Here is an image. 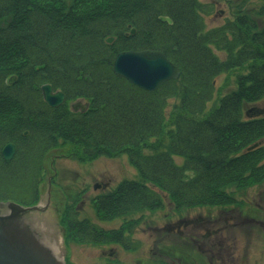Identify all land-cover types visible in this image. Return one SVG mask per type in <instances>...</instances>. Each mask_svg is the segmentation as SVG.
I'll return each instance as SVG.
<instances>
[{
  "label": "trees",
  "instance_id": "trees-1",
  "mask_svg": "<svg viewBox=\"0 0 264 264\" xmlns=\"http://www.w3.org/2000/svg\"><path fill=\"white\" fill-rule=\"evenodd\" d=\"M202 9L199 0H0V203L36 205L46 157L58 149L81 163L124 154L136 170L137 180L91 201L99 222L153 212L164 198L178 209L230 206L233 192L264 183V145L247 151L264 140L262 111L249 108L264 99V27L239 15L205 31ZM127 51L162 53L179 79L136 89L112 71ZM222 74H235L236 89L207 111ZM43 85L65 104L49 108ZM75 100L86 101L84 112L70 111ZM59 222L66 244L108 240L77 223L73 206Z\"/></svg>",
  "mask_w": 264,
  "mask_h": 264
},
{
  "label": "flooded vegetation",
  "instance_id": "flooded-vegetation-1",
  "mask_svg": "<svg viewBox=\"0 0 264 264\" xmlns=\"http://www.w3.org/2000/svg\"><path fill=\"white\" fill-rule=\"evenodd\" d=\"M78 108V104L72 106L75 111ZM118 186L110 191L105 184H95L92 189L107 191L96 196L100 197L115 192ZM96 197L90 200L93 214L91 201ZM260 199L254 203L239 198L230 206L202 207L215 209L220 215L196 212L200 208L178 209L167 199H162L153 212L144 211L102 222L105 225L117 223L109 230L83 216L79 218L75 207L73 213L77 223L88 220L108 233V240L102 243L81 244L101 251L94 264H123L118 258L123 253L145 256L144 259L137 257L133 264H260L261 256L264 263V252L253 254L257 244L250 235L243 240V230L250 229L249 233L256 232L255 236L261 238L264 247V199ZM167 206L168 213L164 212ZM226 213L233 215H223ZM70 262L73 263L71 258Z\"/></svg>",
  "mask_w": 264,
  "mask_h": 264
},
{
  "label": "rangeland",
  "instance_id": "rangeland-1",
  "mask_svg": "<svg viewBox=\"0 0 264 264\" xmlns=\"http://www.w3.org/2000/svg\"><path fill=\"white\" fill-rule=\"evenodd\" d=\"M199 2L203 6L202 20L205 31L221 28L228 22L233 24L239 15L252 20L259 30L264 27V15H260L259 0H199ZM213 51L220 59L225 58L222 52L216 49ZM240 72L243 73L242 70ZM215 89L213 100L206 107L207 111L220 105V98L236 89L235 74H222L218 76L215 80ZM77 104L79 107L87 105L84 100L70 102L68 107L72 113L81 112L79 109L75 112L71 110L72 106ZM172 106L173 104L169 106V111L172 110ZM249 108L261 110L260 116H264V99L257 104L250 105ZM254 145H264V140ZM254 145L249 146L247 150ZM66 154L67 152L65 150H54L47 155L44 163V182L40 187V196L41 200L45 198L47 189L46 182H49L51 184L50 200L52 203H50V212H47V217L51 219L53 223L57 222L64 207L69 205L75 207V211H79V218L83 216L85 219H90L105 230H109L111 227L116 226L117 223L105 225L95 219L90 206V200L97 195L107 193V191H94L92 187L95 184H105L106 187H109L110 191H113L116 186L123 181L137 180V172L133 166L130 165L127 156L124 154L116 157L101 156L95 160L81 163L67 158ZM175 162L180 163L181 161L175 159ZM233 193H237L236 199L240 198L243 202L254 201L255 203L260 199L259 196L261 199H264V183ZM165 209L167 210H164V212L168 213L169 206ZM196 212H210V214L220 215L215 212V209L200 208L196 209ZM229 214L230 213H226L223 215L228 216ZM230 215H233V213ZM58 230L62 232L60 229ZM249 232H251L250 229L243 230V240L245 241L250 235L251 238L253 237L255 244H257L253 250V254L257 255L263 253L264 247L262 246L261 238L255 236L256 232L255 234H250ZM68 244L69 245L65 246L67 264H94V259L101 256V251L93 246L81 244L78 246V244L72 242ZM70 251L71 256L69 255ZM123 254L124 255L120 254L118 256L123 264H133L137 257L142 259L145 258V256L141 257L140 255ZM70 258L73 263L70 262ZM261 260L262 256L259 263L264 264Z\"/></svg>",
  "mask_w": 264,
  "mask_h": 264
},
{
  "label": "water",
  "instance_id": "water-1",
  "mask_svg": "<svg viewBox=\"0 0 264 264\" xmlns=\"http://www.w3.org/2000/svg\"><path fill=\"white\" fill-rule=\"evenodd\" d=\"M159 21L170 24L167 18ZM134 35V31H131ZM108 39L107 43H111ZM113 74L124 79L129 85L146 93H152L170 81H177L180 71L160 52L128 51L116 55ZM14 79L9 80L12 84ZM41 94L44 103L56 109L63 105L64 95L53 93L51 86L43 85ZM249 148L248 151L256 148ZM15 147L7 145L1 154L9 163ZM50 183L46 195L33 207H23L14 203H0V264H65V249L58 223L47 217L50 212ZM57 247L58 255L53 253Z\"/></svg>",
  "mask_w": 264,
  "mask_h": 264
},
{
  "label": "bare ground",
  "instance_id": "bare-ground-1",
  "mask_svg": "<svg viewBox=\"0 0 264 264\" xmlns=\"http://www.w3.org/2000/svg\"><path fill=\"white\" fill-rule=\"evenodd\" d=\"M56 248H57V247H53V253H54L55 255H58V251H57Z\"/></svg>",
  "mask_w": 264,
  "mask_h": 264
}]
</instances>
